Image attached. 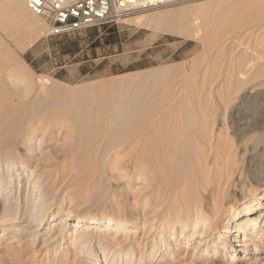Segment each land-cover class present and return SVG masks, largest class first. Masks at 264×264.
I'll use <instances>...</instances> for the list:
<instances>
[{
  "label": "bare ground",
  "instance_id": "1",
  "mask_svg": "<svg viewBox=\"0 0 264 264\" xmlns=\"http://www.w3.org/2000/svg\"><path fill=\"white\" fill-rule=\"evenodd\" d=\"M210 1L148 19L156 29L197 37L202 52L188 66L179 62L144 70L99 83L96 91V83L69 87L46 76L34 78L0 36V242L10 230L4 229L5 223L15 222L19 214L28 221L24 230L14 233L15 243L33 244L51 237L57 219L47 201L53 187L31 178L35 170L28 163L50 157L38 149L51 138L39 137L37 131L57 129L70 150L64 157L71 158L56 168L58 173L69 175L71 185L86 191L104 180L145 189L138 198L144 212L123 221L116 211L80 218L67 211L51 239L54 243L61 239L59 247L67 240L68 246L58 248L50 264H97L101 256L104 261L116 257L120 264H264V178L259 177L264 147L255 151L264 143V133L249 136L253 145H238L261 126L255 118L260 112L254 116L246 112L256 108L255 103L264 105V97L259 101L246 92L240 107H229L239 92L251 88L249 83L264 74V59L246 51L229 56L234 39L226 36L239 24L261 18L249 17L251 10L233 12L234 0ZM34 15L25 0H0V28L19 50L27 36L14 30L27 27L35 33ZM129 21L139 23L141 18ZM210 52L214 59L201 66ZM219 105L233 111L239 108L236 119L246 115L238 122L246 128L241 130L239 125L235 130L236 144L230 141L224 120L215 118ZM24 176L28 187L16 188L14 194L15 178L19 186ZM46 222L48 229L41 232L40 224ZM130 223L153 240L138 252V263L128 260L134 255L130 249L138 245L106 246L119 234L127 238L125 227ZM93 240L102 246L101 251L90 246ZM189 244H193L192 254L182 263L179 253L186 252ZM144 249L147 255L143 256ZM39 251L48 256V250ZM83 256L87 259L80 260ZM36 263L34 258L30 264Z\"/></svg>",
  "mask_w": 264,
  "mask_h": 264
},
{
  "label": "rangeland",
  "instance_id": "2",
  "mask_svg": "<svg viewBox=\"0 0 264 264\" xmlns=\"http://www.w3.org/2000/svg\"><path fill=\"white\" fill-rule=\"evenodd\" d=\"M205 1L208 2L210 0H191L173 6L138 11L129 14L116 22H108L81 29L67 35L57 36L49 35L48 26L45 21L41 17L34 15L35 19L32 24V29L34 28L36 30L35 33H31V28L27 27H17L19 30H14L19 32L21 31V33H24L27 36L22 50L16 48L12 38H8L5 34V31H3L1 28L0 36H2V42L11 48V50H13V52H15V54L29 68L34 78L37 76H46L52 81L69 87L88 84L95 85L96 83L94 86V91H96V86H98L99 83L106 82L111 79L124 78L144 70L160 68V66H168L174 63L179 64V62L185 63L188 66L190 60H195V58L202 52L201 42L197 39V37H185L175 32L170 33L169 31L163 30L161 27L156 29L152 23L148 22V19L150 16L158 13H171L179 9H188L198 5V3L202 4ZM213 1L216 0H212V2ZM234 1V5L232 7L233 12L235 11L238 13V11L241 12L244 9L248 12L251 10L249 12V17L258 16L257 18L259 19L260 17L261 19L260 22H258L259 20L253 18V20L250 19L252 22L248 20L251 23L247 21L246 24L245 21L243 24H239L237 27H235V29H233L230 33L226 34L227 37H233L234 41L238 40L240 42L233 41L234 48L238 43V45H236L237 49L233 48V50L228 55L234 57L238 53L244 51H246L248 54L257 52L262 57L259 60L263 61L264 0ZM132 18H141V22H130L129 20ZM213 54V52H210L208 55H206V57H204L201 61V66H204L206 62L213 60ZM249 87L251 88H248L247 86L244 91L239 92L235 96L236 98H234L237 100L235 102L234 99L231 100L229 107H238L240 105L238 103L241 101L240 98L243 97L242 95H244L246 92H249L250 95H255L257 99L261 101V98L264 97V74L253 79L251 84L249 83ZM249 103H252V101ZM255 105L258 106L256 108L252 107L253 109H249V111L246 113L254 116L260 112L257 114L258 116L255 115V118H257L261 126L257 128L254 133L250 132L249 134L245 135L244 140L241 139L238 144L241 147H244V143L247 145H253L254 141L253 139H249L250 135L252 136V134L261 132L264 133V105L260 102L255 103ZM260 108L263 109V111L260 110ZM238 110L239 108L235 111L229 110V108L219 105L216 109L215 115L216 120H224L223 124L225 126L227 125L226 128L228 130V137L230 138V141L233 142V144L237 143V135L235 131L237 126L240 125L239 128L241 130L246 128L244 124L238 123L245 120L246 115L244 113L236 119L238 112H240ZM217 123L218 121H216L214 128H216ZM42 134H44V138L50 137L51 139L43 144L38 149V152H45L50 157L45 159V161H38V163L37 161H31L28 163V167L31 170H35V172H33L30 177H34L33 179H35L37 183L39 182V185L46 184L53 187L47 201V206H49L48 209L50 210L49 212L52 213V215L57 219L55 222L56 225L50 233V235H53H51L52 239H54V235L58 233L61 217L64 216L67 211H72L74 218H80L92 212L104 211L105 213H114V211H116L117 214L115 215L120 216L119 218L123 221H130L131 216L135 213L140 211L141 213L144 212L142 211V207H140L138 198L140 192L144 191L145 189H131L129 185L125 184L126 182H122L120 180H112V183H108L104 180L99 183L97 188L87 191L78 187L75 188L73 185H71L69 181V175L61 174L56 171V168L63 165L65 166L68 160L71 159L70 157H64L65 153L70 150L66 142H64L65 140L63 135H61V132H58L57 129H52L49 132L45 131L44 133H42V130H38L36 133V135L39 137ZM246 137L250 140V142ZM263 147L264 143L259 144L255 151L258 149L261 150ZM253 151L254 149H251L250 153ZM249 154L247 153V155H245L243 162L246 161V156ZM46 169L47 171L41 175V171ZM261 170L262 171L259 177H262L261 179H263L264 168ZM11 174L14 175L15 172H12ZM24 179L25 176L20 178L21 182L18 186L15 178V189L13 190L14 194H16V188L21 191L22 189L28 187ZM21 206L22 202L19 204V207ZM1 209L2 198H0V210ZM147 210L148 209H145V213ZM147 212L151 213L150 209ZM20 216L21 215L19 214L15 222L7 221L5 223L6 225L3 226L4 229L10 230L5 234V236L2 238V241L0 242V246L2 247H0V264H30L34 258L37 260L36 264H50L54 260L53 258L56 250H58V248L60 251L65 250V248L68 246L67 240L62 241L65 242V244L61 245V247H59L60 244H58L60 243L61 239H59L57 243H54V240L47 236H44L40 240L38 239L33 244H30L29 241L27 242V240L24 242L22 241L20 245L17 242L15 243V241H13V237H16L14 236L16 234V230H24L23 228H26L24 227V223L28 221V218L23 220ZM40 225L41 232H44V230L48 229L47 222ZM127 228L130 229L128 230ZM125 229V231H128L126 234H129L127 235V238L123 239L124 236L119 234L115 240L106 241V246L108 248L111 246V249H114L121 245L128 244L129 242L133 244L132 246L138 245L139 247L131 246L132 248L130 249V253L134 254V257L130 256V258H128L129 261L138 263V252H141V248H146L148 245L152 244L153 240L150 236H146V231L144 232L138 227L136 228L131 223L125 227ZM11 231L14 232L11 233ZM16 239L18 240L17 237ZM16 239L14 238V240ZM69 240L70 239H68V241ZM91 243L92 244L90 246L95 247L96 251H101L102 246L99 245L96 240H93ZM128 246L129 245L124 246V248ZM44 247L46 248L44 249ZM39 249L48 250V256H43L44 253L39 255ZM143 251V256L147 255L146 250L144 249ZM192 251L193 244H189L186 252L183 253V251H181L179 253V258H181L180 260L182 263L188 261ZM163 254L164 253H161L159 258L163 256ZM81 259L86 260L87 258L83 256L80 258V260ZM107 263L120 264L118 263V259L116 257H112L111 259L108 258L107 261H104L102 256L99 260V263L97 264ZM54 264H59V262L54 261ZM236 264H245V262H239Z\"/></svg>",
  "mask_w": 264,
  "mask_h": 264
},
{
  "label": "built area",
  "instance_id": "3",
  "mask_svg": "<svg viewBox=\"0 0 264 264\" xmlns=\"http://www.w3.org/2000/svg\"><path fill=\"white\" fill-rule=\"evenodd\" d=\"M187 1L191 0H25L27 8L45 21L49 35L54 36Z\"/></svg>",
  "mask_w": 264,
  "mask_h": 264
}]
</instances>
